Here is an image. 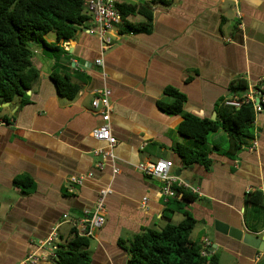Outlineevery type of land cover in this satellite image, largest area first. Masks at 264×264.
<instances>
[{"label": "crops", "instance_id": "0c3cea01", "mask_svg": "<svg viewBox=\"0 0 264 264\" xmlns=\"http://www.w3.org/2000/svg\"><path fill=\"white\" fill-rule=\"evenodd\" d=\"M171 1L155 8L150 32L122 34L119 26L109 33L113 45L103 53L98 35L89 33L93 20L57 51L33 45L39 80L28 98L0 104V264H19L57 224V243H64L72 224L63 215L81 217L105 186L112 192L106 222L90 240L92 264H127L130 254L120 240L177 224L184 210L197 220L191 239L217 255L218 264L226 262L222 251L234 259L230 264L262 262L264 252L216 230L215 221L264 235V206L248 196L260 192L264 198V111L255 116L254 138H243L236 155L227 153L223 129L212 139L209 135L207 168L184 164L176 147L195 148L196 142L180 133L182 116L165 113L158 103L171 100L165 92L171 86L186 94V112L217 119L221 100L243 90L231 88L236 80L264 79V0ZM45 38L57 42L55 32ZM101 54L104 68L95 63ZM65 77L79 87L74 99L59 93L56 79ZM103 86L112 91L111 125L118 143L115 163L99 169L101 156L93 150L105 144L92 135L101 123L92 101ZM254 140L257 147L250 150ZM164 156L174 163L171 175L180 169L177 177L189 180L192 200L167 199L163 180L139 171L138 164ZM88 173L93 177L82 185L70 183V177ZM19 177L32 178V188L24 192L14 185ZM39 254L38 264H55L53 251Z\"/></svg>", "mask_w": 264, "mask_h": 264}, {"label": "trees", "instance_id": "16d2710c", "mask_svg": "<svg viewBox=\"0 0 264 264\" xmlns=\"http://www.w3.org/2000/svg\"><path fill=\"white\" fill-rule=\"evenodd\" d=\"M87 0H0V104L13 102L16 98H28L40 77L39 69L33 64V45L57 51L60 43L76 37L81 26L93 19L87 10ZM171 0H143L137 3L129 0L116 2L122 24L120 32H150L154 25V10L157 6H169ZM140 16L137 21L134 17ZM55 32L57 42L46 40L49 32ZM61 96L74 99L79 87L69 81L68 77L56 79ZM248 84L244 79L236 80L232 89H245ZM170 101H159L162 111L169 115H180L183 120L179 131L186 137L194 139L195 148L179 145L176 151L183 158L186 166L194 163L211 165L210 150L207 147L211 133L223 129L229 139L228 154L236 155L243 148V138L253 139L255 113L253 107L243 105L240 108L225 106L220 103L218 118H200L185 111L187 96L177 88L165 90ZM23 100V99H22ZM25 102V101H24ZM14 185L24 192L31 189L33 179L19 177ZM178 196L189 201L193 199L185 188H176ZM254 204L264 206L262 194H249ZM179 223L169 222L161 229H146L120 244L129 252L127 264H218L217 255H203L200 243L191 239L197 224L196 218L187 210ZM91 238L80 236L72 227L69 238L54 247L55 264H92L88 251Z\"/></svg>", "mask_w": 264, "mask_h": 264}, {"label": "built area", "instance_id": "2783aa9c", "mask_svg": "<svg viewBox=\"0 0 264 264\" xmlns=\"http://www.w3.org/2000/svg\"><path fill=\"white\" fill-rule=\"evenodd\" d=\"M121 0H87V10L92 14L94 27L89 29V33L98 35L101 42L102 53L113 45L112 37L109 35L122 24V18L119 10L116 7V2ZM96 65L104 68L105 62L103 54L96 59ZM111 89L108 86H103L96 91V95L92 101L94 109L98 110L101 116V123L97 125L93 131V137L103 142L105 145L101 148L93 150L94 156H101V161L96 163L99 169L104 168L106 162L112 161L115 163L116 156L114 148L118 143L117 137L113 134L111 125ZM226 106L240 108L243 105L253 107L255 116L264 111V79L259 78L248 84L247 88L243 89L240 94L232 97H226L223 102ZM257 141L254 140L249 148L254 150L257 147ZM173 161L169 159H158L155 162H146L138 164V169L146 176L155 177L163 180V194L167 199L178 196L177 187L190 188L189 184L175 175H171L170 171L173 167ZM115 173L119 170L114 167ZM93 177L92 173L70 177V183L73 186L82 185L88 178ZM112 189L108 186L101 187L98 191L94 205L90 209L83 211L79 218L72 219L68 213L63 215V219L69 220L72 227L76 228L80 236L92 238L95 232L102 228L106 222V200ZM146 198L144 203H146ZM59 240V224L55 225L49 234L44 239L37 241L27 257L19 264H38L41 260L40 251L50 250L55 253L54 247ZM207 251L203 249L202 254L207 255Z\"/></svg>", "mask_w": 264, "mask_h": 264}, {"label": "water", "instance_id": "95a60500", "mask_svg": "<svg viewBox=\"0 0 264 264\" xmlns=\"http://www.w3.org/2000/svg\"><path fill=\"white\" fill-rule=\"evenodd\" d=\"M28 94H31L30 90L28 91ZM5 104L8 105L9 102ZM212 119L215 120V116L212 117ZM163 158H166V156H164ZM177 176H180V169H178ZM186 183H189V180H186ZM215 229L228 234L236 240L243 241V243H245L246 245L254 247L260 252H264V235L262 237H259V235H255L250 232H244L241 229L230 227L219 221H215ZM207 252L209 254L210 249Z\"/></svg>", "mask_w": 264, "mask_h": 264}, {"label": "rangeland", "instance_id": "374dc122", "mask_svg": "<svg viewBox=\"0 0 264 264\" xmlns=\"http://www.w3.org/2000/svg\"><path fill=\"white\" fill-rule=\"evenodd\" d=\"M114 35H115V33H114ZM113 38V37H112ZM215 133H211L210 134V139H212V137H213V135H214ZM220 143H221V146L222 147H225V145H226V143L225 142H223L221 139H220ZM260 211H261V209H260ZM226 259L225 261V263H222V264H230L232 261H234V259L230 256V254L229 253H227V252H225V251H222L221 252V259ZM229 261V262H228ZM263 262H264V258H263V260H262V262L260 263V264H263Z\"/></svg>", "mask_w": 264, "mask_h": 264}]
</instances>
